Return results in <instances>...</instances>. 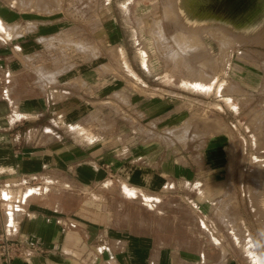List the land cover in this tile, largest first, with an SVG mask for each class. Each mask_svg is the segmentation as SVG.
<instances>
[{
	"label": "crops",
	"instance_id": "obj_1",
	"mask_svg": "<svg viewBox=\"0 0 264 264\" xmlns=\"http://www.w3.org/2000/svg\"><path fill=\"white\" fill-rule=\"evenodd\" d=\"M254 2L214 4L221 17L260 18L252 10ZM0 19L5 28L0 30V64L11 74L9 82L0 83V232L43 248L8 263L0 259V264H188L196 257L199 264H241L229 252L220 261V250L208 249L200 239L188 241L182 229L166 241L149 233H124L111 226L104 210L78 198L102 181L119 180L136 191L187 199L199 182L204 198L191 196L193 204L207 205L227 184L226 171L219 168L229 152L223 136L208 135L209 125L191 122V108H202L205 95L147 83L145 93L133 92L124 81L98 75L87 63L63 74L45 59L56 46L44 37L50 40L61 28L59 16L30 17L0 0ZM245 58L237 57L232 67L237 74L246 67L245 81H255L262 73L250 67L262 63ZM198 77L202 75H187L182 83ZM110 101L135 118L137 132L121 122L117 129L111 126ZM95 114L102 116L98 135L84 125ZM63 183L70 184L69 191ZM39 188L47 192L32 193ZM5 194L16 197V209L7 206Z\"/></svg>",
	"mask_w": 264,
	"mask_h": 264
},
{
	"label": "rangeland",
	"instance_id": "obj_2",
	"mask_svg": "<svg viewBox=\"0 0 264 264\" xmlns=\"http://www.w3.org/2000/svg\"><path fill=\"white\" fill-rule=\"evenodd\" d=\"M9 1L30 17L59 16L61 28L50 40L44 37L56 46L45 59H51L57 71L65 74L77 63H87L98 75L124 81L133 92L145 93V83L192 96L201 92L205 105L191 108V122L209 125L208 135H221L228 142V160L219 168L226 171L227 184L199 208L191 198H204L199 182L187 199L136 191L119 180L102 181L94 190H82L78 198L104 210L111 226L124 233H149L166 241L182 229L188 241L200 239L208 249L220 250V261L229 252L241 264H264V0L253 4L254 15L260 17L255 19L221 17L215 0L207 5L210 11L202 5L196 11L192 0ZM227 13L224 10L223 15ZM245 56L262 63L250 67L262 73L255 81H245L246 67H240L238 74L232 67L233 60ZM195 73L202 77L182 83ZM204 77L207 80L202 81ZM107 104L112 111L107 121L114 129L121 122L137 132L134 117L114 101ZM84 125L98 135L102 116L95 114ZM62 186L69 191L70 184ZM45 192L39 188L32 193ZM5 199L9 208L16 201V197ZM188 264L199 260L193 258Z\"/></svg>",
	"mask_w": 264,
	"mask_h": 264
},
{
	"label": "built area",
	"instance_id": "obj_3",
	"mask_svg": "<svg viewBox=\"0 0 264 264\" xmlns=\"http://www.w3.org/2000/svg\"><path fill=\"white\" fill-rule=\"evenodd\" d=\"M11 74L5 64H0V83L9 82ZM5 198V197H4ZM29 251L42 252V246L37 242L11 239L4 232H0V259L10 262L15 257L22 256Z\"/></svg>",
	"mask_w": 264,
	"mask_h": 264
},
{
	"label": "bare ground",
	"instance_id": "obj_4",
	"mask_svg": "<svg viewBox=\"0 0 264 264\" xmlns=\"http://www.w3.org/2000/svg\"><path fill=\"white\" fill-rule=\"evenodd\" d=\"M183 1V0H182ZM189 1V0H188ZM187 1V2H188ZM193 2L192 3H194V8H196L195 10L197 11L198 9H200V5H202V8L203 9H206V8H208V10L210 11L211 10V8H209L207 5H209V3H210V0H192ZM184 2V1H183ZM186 2V1H185ZM182 4V3H181ZM186 5V4H185ZM191 5V4H190ZM182 6V5H181ZM183 10V9H182ZM192 10H194V9H192ZM184 11V10H183ZM190 13V12H189ZM191 13H192V11H191ZM194 13V12H193ZM200 13H202V12H200ZM195 14H196V12H195ZM194 14V15H195ZM198 14V13H197ZM189 15V14H188ZM206 15V14H205ZM193 16V15H192ZM230 22V21H229ZM0 28L1 29H5L4 27H3V22H2V20L0 19ZM10 31V30H9ZM7 34H8V32H7ZM11 34V33H10ZM9 34V35H10ZM8 36V35H7ZM142 59H144V58H142ZM143 61V60H142ZM5 197H6V194L4 195Z\"/></svg>",
	"mask_w": 264,
	"mask_h": 264
}]
</instances>
